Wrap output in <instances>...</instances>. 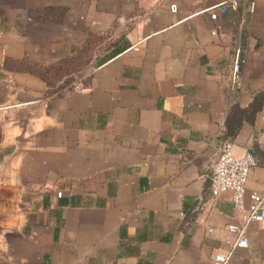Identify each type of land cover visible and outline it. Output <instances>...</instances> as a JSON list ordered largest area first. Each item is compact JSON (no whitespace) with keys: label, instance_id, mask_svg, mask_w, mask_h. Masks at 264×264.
Instances as JSON below:
<instances>
[{"label":"crops","instance_id":"crops-1","mask_svg":"<svg viewBox=\"0 0 264 264\" xmlns=\"http://www.w3.org/2000/svg\"><path fill=\"white\" fill-rule=\"evenodd\" d=\"M226 141L248 205L264 0H0V264H213L240 221L210 188ZM247 237L231 264H264V221Z\"/></svg>","mask_w":264,"mask_h":264},{"label":"built area","instance_id":"built-area-1","mask_svg":"<svg viewBox=\"0 0 264 264\" xmlns=\"http://www.w3.org/2000/svg\"><path fill=\"white\" fill-rule=\"evenodd\" d=\"M236 1H225L216 6L222 12L229 7H236ZM176 12V6H172ZM216 18V14H212ZM243 60L237 54L232 65L231 85L239 88L241 85V69ZM256 166V160L251 152L237 153L234 144L226 141L220 148L218 158L213 164L210 177V188L214 196L225 192L232 193L234 208L240 213V221L226 227L228 233V249L213 256V264H231L234 252L239 248H247L249 240L247 231L251 223L264 221V191L252 192L249 204H246V185L251 169ZM212 231V229H210Z\"/></svg>","mask_w":264,"mask_h":264}]
</instances>
